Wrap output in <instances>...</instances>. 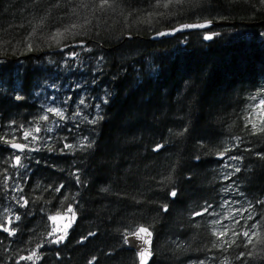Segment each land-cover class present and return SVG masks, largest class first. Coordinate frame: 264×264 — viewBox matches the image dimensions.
I'll use <instances>...</instances> for the list:
<instances>
[{
  "label": "trees",
  "instance_id": "1",
  "mask_svg": "<svg viewBox=\"0 0 264 264\" xmlns=\"http://www.w3.org/2000/svg\"><path fill=\"white\" fill-rule=\"evenodd\" d=\"M167 2L0 0V225L15 229L0 228V264H139L126 241L141 226L149 264H264L242 235L264 239V134L245 127L264 118V0ZM204 21L223 23L151 40ZM71 24L84 26L49 38Z\"/></svg>",
  "mask_w": 264,
  "mask_h": 264
},
{
  "label": "snow or ice",
  "instance_id": "2",
  "mask_svg": "<svg viewBox=\"0 0 264 264\" xmlns=\"http://www.w3.org/2000/svg\"><path fill=\"white\" fill-rule=\"evenodd\" d=\"M115 0H99V9L100 10H105L106 8L110 7L112 3H114ZM172 3V0H168L167 3H164L163 6L164 7H168V4ZM161 4V0H157V6H160ZM85 23H90V21H85ZM207 23H211V21H208ZM84 25L82 24H71L70 26H66L62 29L58 28L55 33H53L49 38L53 41H55L57 44H60V42L64 39H67L69 36H75L78 35L79 33L77 31H75L78 28H82ZM207 24H192V25H183V28H203L206 27ZM34 35V33L32 34ZM160 35H164V33H160ZM215 35V34H213ZM206 39H212V35L205 37ZM29 42L27 43V49L28 50H32V43L31 41V35L28 37ZM65 47H67V45H65ZM71 55L75 56L77 55L76 53H71ZM17 99H21V97H17ZM252 99H255V97H253ZM81 104L84 103L83 100L80 101ZM257 110H261L264 111V100L260 101V104L256 105ZM49 112H54L57 116H63V113L60 109L58 108H50L48 109ZM41 119L47 120L48 117L47 116H43L41 117ZM246 120V124L245 127L248 128L250 126V134L252 135H260V134H264V118H262L261 120L257 121L256 119L251 118V114L248 117H245ZM95 122V121H94ZM35 132H39L40 128H35L34 129ZM29 137H32L33 139H37L38 137L33 136V131L32 130H25L24 131V139L27 140ZM237 145L241 142V138L240 137H236L235 138ZM5 143L10 144V146L13 149H17L21 152H23L26 148H28V145L26 144H21V143H16L15 141H5ZM82 147L84 146L83 144L81 145ZM90 146V145H89ZM236 146V145H234ZM65 147H72L71 145H66ZM163 145H157L155 150H159L160 148H162ZM230 151V149L225 148V150L221 153H219V155L221 157H224L227 152ZM259 156H261L262 158H264V153H258ZM230 160H237V159H242L241 157H234V156H230L229 157ZM15 163L16 165H21V157L19 155L15 156ZM236 172H239L240 169L237 167L235 168ZM228 177H226L227 179ZM169 196L170 197H176L177 196V191L172 190L169 192ZM24 203L26 204L27 201H24ZM260 203H264V201H260ZM164 211H167V207L165 206ZM69 211H72L71 209H69ZM244 211H248V209H244ZM204 212H207V208L204 209ZM194 215H203L202 212H197ZM249 219H252L251 216L248 217ZM16 219H19V217H16ZM51 219L55 220L56 217H52ZM74 219V216H73ZM238 222V221H237ZM11 223V218H9V224ZM214 224H218L220 223V221H213ZM70 225H66L65 227H69ZM259 224L257 225H253V228H258ZM0 228H3L4 231L9 232V234L14 235L15 234V229L12 228H8V227H4L3 225H0ZM56 231H61V229H54V232ZM229 233L228 229H225L223 231H216L214 230V235L217 236L218 240H223L224 237H226ZM67 235V232L64 231V235H61L57 238V240L55 242L59 243L61 242L65 236ZM132 235L134 237H136L137 239L141 240L144 242L145 245H149L151 244V236L152 233L149 231L148 228L141 226L136 232L132 233ZM233 236H239L241 235V233H236L233 232L232 233ZM242 235L244 237H247V243L248 244H253V238H255L257 243H264V239H261V234L258 231H253L252 229H249L247 231H244L242 233ZM127 242V241H126ZM235 240L233 239L231 241V244H234ZM228 245L229 247L231 246V244H229V242L227 240H224L223 243H219L217 245V247L220 248H224L225 245ZM152 253L150 251V247L146 246L144 247L142 250L139 251V259H140V264H147L149 257H151ZM241 256L244 255V253L240 254ZM247 255L251 256L253 255L252 252L247 253ZM38 258L37 257V253L33 252L30 256L28 257H21V259H27V260H32L33 258ZM201 264H203V262H201ZM225 264H227V261H225Z\"/></svg>",
  "mask_w": 264,
  "mask_h": 264
},
{
  "label": "bare ground",
  "instance_id": "3",
  "mask_svg": "<svg viewBox=\"0 0 264 264\" xmlns=\"http://www.w3.org/2000/svg\"><path fill=\"white\" fill-rule=\"evenodd\" d=\"M207 22L208 21H204V22H197V23H185V24H182V25H180V26H178V27H176V28H174V29H170V30H166V31H163V32H161V33H164V35H160V33H158V34H155L154 36H152V37H155V36H157L158 38L157 39H154L153 41H159V40H163V39H169V38H172V37H174V36H176V35H178V34H182V33H188V32H192V31H196V30H209V29H211L212 28V26H214V25H216V24H222L223 22H213V21H211V25L210 26H208V24H207ZM216 23V24H215ZM192 24H207V26L206 27H203V28H183L182 26L183 25H192ZM207 34H210V35H212V39H213V37H214V35H213V33L212 32H207L206 33V35ZM206 35H205V37H206ZM151 37V38H152ZM212 39H209V40H207L206 38H205V40L206 41H210V40H212ZM152 40V39H151ZM77 46H79L78 44H76V45H74V47H77ZM70 48V47H69ZM68 49V47H65V48H61V49H59V50H56V52H64L65 50H67ZM143 227H146V228H148L152 233H153V231L148 227V226H143ZM140 228V227H139ZM138 228V229H139ZM137 229V230H138ZM136 230V231H137ZM135 232V231H134ZM153 236H154V233H153Z\"/></svg>",
  "mask_w": 264,
  "mask_h": 264
},
{
  "label": "water",
  "instance_id": "4",
  "mask_svg": "<svg viewBox=\"0 0 264 264\" xmlns=\"http://www.w3.org/2000/svg\"><path fill=\"white\" fill-rule=\"evenodd\" d=\"M207 24H208V26H210L212 23H210V24L207 23ZM207 36H210V34H207L206 37H207ZM157 38H158V37L155 36V37H152L151 39L154 40V39H157ZM207 40H209V39H207ZM149 231H150V230H149ZM135 232H136V231H135ZM150 232H151V231H150ZM133 233H134V232H133ZM151 233H152V232H151ZM153 242H154V236H153V233H152V236H151V244H150V246H149V245H145L143 241L137 239V238L134 237L132 234H130V235L127 236V244H128V246L134 248V249L137 251L139 264H140L139 251L142 250V249H143L144 247H146V246L150 247V251H151V253H152L151 257H149V259H148L147 264H149L150 261L152 260V258H153V248H152V247H153Z\"/></svg>",
  "mask_w": 264,
  "mask_h": 264
},
{
  "label": "rangeland",
  "instance_id": "5",
  "mask_svg": "<svg viewBox=\"0 0 264 264\" xmlns=\"http://www.w3.org/2000/svg\"><path fill=\"white\" fill-rule=\"evenodd\" d=\"M52 98H54V95L52 96ZM48 99H50V97H48ZM45 107H46L47 109H50V108H57L56 105L52 106V105H50V104H46ZM254 111H255V115L260 114V110H257L256 107H255ZM67 219H68V216H60V217H57V218L55 219V221H56L57 224H58V228L61 229V232L65 231V229H66L65 226L68 225V221H67Z\"/></svg>",
  "mask_w": 264,
  "mask_h": 264
}]
</instances>
